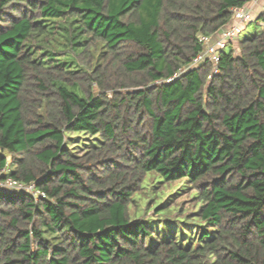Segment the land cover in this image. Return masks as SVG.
<instances>
[{
	"label": "trees",
	"instance_id": "1",
	"mask_svg": "<svg viewBox=\"0 0 264 264\" xmlns=\"http://www.w3.org/2000/svg\"><path fill=\"white\" fill-rule=\"evenodd\" d=\"M246 2L0 0V180L37 193L0 188V264H264V31L190 66ZM149 172L196 189L197 240L130 217Z\"/></svg>",
	"mask_w": 264,
	"mask_h": 264
},
{
	"label": "rangeland",
	"instance_id": "2",
	"mask_svg": "<svg viewBox=\"0 0 264 264\" xmlns=\"http://www.w3.org/2000/svg\"><path fill=\"white\" fill-rule=\"evenodd\" d=\"M261 31H263L262 25L256 22L250 23L244 26L240 37ZM232 47L237 52L238 40L233 43V46L228 45L224 51H230ZM69 135L71 139H68V146L75 154L83 153L98 142L97 136L85 133ZM3 174V171H0V177ZM200 206L201 202L197 197L196 189L189 187L186 179L166 182L158 173L149 172L142 189L132 197L129 214L132 219L143 218L150 225L153 232L149 239L150 243L169 237L172 233L176 234L178 240L185 236V240L190 241L197 240L198 237L199 219L195 213Z\"/></svg>",
	"mask_w": 264,
	"mask_h": 264
},
{
	"label": "built area",
	"instance_id": "3",
	"mask_svg": "<svg viewBox=\"0 0 264 264\" xmlns=\"http://www.w3.org/2000/svg\"><path fill=\"white\" fill-rule=\"evenodd\" d=\"M259 9V10H258ZM259 23L264 31V0H247L242 6L232 8V18L230 22L219 32L211 35H201L200 42L203 44V50L196 56L190 66H195L209 62L212 66V72L209 78L219 73V60L222 52L228 45H232L240 36L244 26L250 23ZM168 78L167 81H172ZM4 171V170H2ZM10 191H26L36 195L35 184H24L8 177L0 181V188Z\"/></svg>",
	"mask_w": 264,
	"mask_h": 264
},
{
	"label": "crops",
	"instance_id": "4",
	"mask_svg": "<svg viewBox=\"0 0 264 264\" xmlns=\"http://www.w3.org/2000/svg\"><path fill=\"white\" fill-rule=\"evenodd\" d=\"M259 10V9H258Z\"/></svg>",
	"mask_w": 264,
	"mask_h": 264
}]
</instances>
